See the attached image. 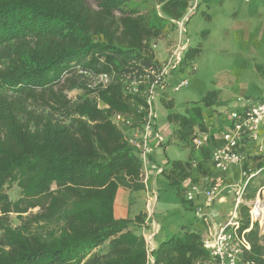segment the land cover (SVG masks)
I'll list each match as a JSON object with an SVG mask.
<instances>
[{
    "label": "trees",
    "instance_id": "obj_1",
    "mask_svg": "<svg viewBox=\"0 0 264 264\" xmlns=\"http://www.w3.org/2000/svg\"><path fill=\"white\" fill-rule=\"evenodd\" d=\"M189 2L0 0V264H149L141 234L146 213L114 217L119 188L146 187L139 158L111 118L119 113L141 125L146 85L129 93L128 76L157 65L153 46ZM198 52L188 48L184 62ZM72 90L80 92L75 99L67 95ZM167 90L158 99L171 137L191 156L169 161L160 174L180 204L192 210L185 183L211 177L216 147L210 137L195 160V129L207 132L203 111L225 104L217 91H208L178 112ZM260 173L264 177V156ZM12 185L15 200L5 191ZM237 220L239 230H247L246 256L264 264V233L256 224L250 228L243 204ZM150 256L152 264L208 259L201 236L189 227L160 242Z\"/></svg>",
    "mask_w": 264,
    "mask_h": 264
},
{
    "label": "crops",
    "instance_id": "obj_2",
    "mask_svg": "<svg viewBox=\"0 0 264 264\" xmlns=\"http://www.w3.org/2000/svg\"><path fill=\"white\" fill-rule=\"evenodd\" d=\"M233 3L234 5L232 6L231 4ZM200 6H203L201 13ZM221 10L222 12H220ZM196 11L200 15L197 13L198 16L196 18L193 17V20L192 17L189 18L186 26L189 48L198 49L199 51L191 60L195 66V71L190 75L189 85H193L195 76L199 71L198 62L206 52L214 53L217 49L220 56L216 59H222V61L219 62L216 59H212L213 82L209 89L203 88V86H206L205 84L201 90L197 87L198 92L197 90L195 92L197 99L184 98L182 101L186 105L199 102L206 92L217 91L220 103L225 104V106L220 105L218 109L219 122L216 132H219L227 125L228 113L232 110L240 109L245 104L243 100L260 102L264 95V0H197ZM219 17L221 18L220 20H218ZM217 21L220 24V31L219 34L215 35L213 25ZM219 40L223 41L221 48H217L220 44V42L217 44ZM164 43L165 41L160 40L156 45V50H161ZM212 43L214 48L209 50ZM179 79L180 76H173L172 81L176 82ZM167 91L172 93L170 90ZM172 99L175 110L176 98L172 97ZM166 113L165 109V120L160 129H157L156 125V129L164 138V142L158 144L151 139L152 152L149 160L152 167L148 168L146 172V190L132 192L125 188H119L113 207L114 217L117 219H132L142 213L141 205L146 203L149 195L151 196L155 193L153 186L158 177L162 176L158 171L165 168L169 161H187L191 156V152L187 147L179 144L175 138L171 137L172 125L167 122ZM214 140L216 141V146L221 144L218 133H214ZM258 147H261V153H264V120L258 127L257 141L252 142L244 139L240 144L239 151L246 156L251 155V152L255 155L258 153L256 152ZM170 148H173V154L169 158L168 150ZM210 171L211 175H214L213 179L221 180L224 187L235 185L238 179L230 177L231 171L239 175L237 166L231 167L227 172L221 174L216 172L210 164ZM231 198L233 199V194L224 191L213 206H208L202 193H199L193 201L194 209L192 210L196 211L199 209L202 211V209H207L209 221L205 222L204 225L200 221L198 228L187 222L186 225H180V228H170V231H166L164 236L162 235V228L154 220L152 214V218L146 227L147 234L152 236V248H156L160 242L179 232L182 226L196 230L202 240L206 239L209 233H215L229 218L222 217V212L225 211V208H229ZM138 204L139 206L137 207ZM197 220L199 219L197 218ZM106 245L107 243L102 245L99 250H104Z\"/></svg>",
    "mask_w": 264,
    "mask_h": 264
},
{
    "label": "built area",
    "instance_id": "obj_3",
    "mask_svg": "<svg viewBox=\"0 0 264 264\" xmlns=\"http://www.w3.org/2000/svg\"><path fill=\"white\" fill-rule=\"evenodd\" d=\"M197 7V0H190L185 14L177 20H171L170 24L173 28V37L167 49L164 51L165 56L159 60L157 58V65L145 68L139 75L132 74L128 76L131 80L130 86L127 88L129 93H136L137 86L140 83H145V106L140 108L144 111V116L140 126L134 124L130 117L119 113L112 115V122L117 128L121 130L128 145L133 149L139 158L142 169V181L146 182L147 169L152 167L149 156L152 152L151 139L158 144L164 142V138L156 129L155 118L156 115L153 110V100L158 98L160 92L163 90H170L172 93L178 92L183 87L189 85V72H185V76L174 83L169 88L167 85L171 82L173 76L180 73L183 69L185 54L189 48L188 38L186 37V25L194 8ZM156 49V46H153ZM195 70L194 68L192 71ZM99 81L107 82V76H99ZM245 104L240 109L232 110L228 113L227 125L218 132L221 144L216 146L210 156V164L212 168L218 173H225L229 168L237 166L241 167L245 161V155L239 151L241 142L248 139L252 142L257 141V131L260 123L264 120V97L260 102H253L251 100H243ZM195 143L200 144V139L195 140ZM161 173V170L158 171ZM245 173H241V179ZM249 178L239 183L224 187L221 180L213 179L211 177H200L197 182L185 183L187 188L185 199L187 201H194L195 197L202 193L205 203L210 206L221 196V193L229 190L235 196L233 212L229 218L219 227L215 233H209L206 239L202 240V246L208 253V259L203 264H259L252 258L246 256L250 251V244L245 237V232L239 230V223L237 220V210L240 204H243V194ZM256 201L252 204V208L248 211L250 228L256 224H262L259 219V214L253 209ZM152 203V196H148L146 200V222L148 223L153 211L150 209ZM198 219L207 222V218L201 216V210H196ZM141 234L145 240L148 263L152 264V257L150 252L153 250L151 245V235L147 234L146 228L143 227Z\"/></svg>",
    "mask_w": 264,
    "mask_h": 264
},
{
    "label": "rangeland",
    "instance_id": "obj_4",
    "mask_svg": "<svg viewBox=\"0 0 264 264\" xmlns=\"http://www.w3.org/2000/svg\"><path fill=\"white\" fill-rule=\"evenodd\" d=\"M91 5L92 2L90 1ZM232 6L234 5L231 4ZM200 13L201 10H203V6H200ZM199 11V10H198ZM198 11H196V7L193 10L192 15L190 18L193 17L196 18L198 15ZM222 12V10L220 11ZM196 14V15H195ZM199 14V13H198ZM200 15V14H199ZM223 17L222 15H218ZM221 18L219 17L218 20ZM192 22V21H191ZM187 26V25H186ZM215 35L219 34L220 31V24L219 21H217L213 25ZM173 37V28L171 25H168L165 29L164 35L161 38L163 41H165L164 46L161 50H157V58L159 60L163 59L165 56L164 51L169 46L171 39ZM220 42L219 46L217 48H221L223 46V41L219 40L217 44ZM210 49L214 48V44H210ZM213 51V50H212ZM214 52V51H213ZM217 52V53H216ZM216 52L212 53L210 51L206 52L205 55L199 60V71L197 72L195 76V81L193 85H189L188 87H183L178 92L170 93L171 98L173 97L175 99V110L178 112H183L186 104L182 101L184 98H195L197 99V94L195 93L196 90L198 92V88H202V86L205 84L206 86H203V88L209 89L211 86L212 81V69L211 63L213 62L212 59L219 58V52L216 49ZM163 53V54H162ZM217 61H222V59H216ZM195 68L191 60H187L183 64V69L179 74H176V77L183 78L185 76V72H189L191 70V73L188 75H192L195 70L192 71V69ZM191 78V76H189ZM173 79V78H172ZM80 92L78 90H72L67 92V95L70 99H75ZM264 95L262 96L261 100H263ZM159 98V97H158ZM158 98H154L153 100V110L156 115L155 121L157 125V129H160V127L164 124L165 120V109L162 106L161 102ZM194 99V100H195ZM252 101V100H251ZM191 104V103H190ZM188 105V104H187ZM219 107H213L212 109L204 110L203 116H204V124L207 128V132L203 133L199 130L195 129V138L194 141H192L193 145V158L195 160L199 159V147L206 144L208 139L211 137L212 139L209 142V144H213L216 141L214 140V133L217 130L218 126V113ZM213 133V134H212ZM200 139L201 143L197 144L195 143V140ZM257 154H253L251 152V155L246 156L245 154V161L239 168V175L238 173H235L234 171H231L230 177L231 178H238L235 184L239 183V181H244L245 179L249 178L245 192L243 194L242 200L243 205L248 208V211L252 208V204L256 201L258 198L259 205L264 207V177H262V173H260V164L262 162V157L264 156V153L262 152V148H257ZM173 154V148H170L168 150V157L170 158ZM183 155V154H182ZM162 171V170H161ZM241 173H245L243 175V178L241 179ZM253 176V177H252ZM211 178H214V175H211ZM249 185V186H248ZM154 194L152 196V203L150 204V209L153 211V218L155 221L158 222L159 226L162 228V235L164 236L166 231H170L169 229L172 227L180 228V225H186V223H190V225L199 227L200 221L201 224L204 225V221L202 219L197 220L196 211L191 210L189 208H186L182 206L177 198V196L174 193V189L170 187L166 181V179L163 176H159L157 181L155 182L154 186ZM6 194L9 196L11 200H15L18 197V190L15 185H12L5 189ZM226 192H229V190H226ZM232 193V192H229ZM233 194V193H232ZM233 199L235 200V196L233 194ZM231 198V203L229 205V208H225V211L222 212V217H229L233 212V206L234 201ZM139 204L137 205V207ZM213 206V205H211ZM141 210L143 212H146V205L145 203L141 205ZM238 213V210H237ZM201 216H204L208 220V214L207 209H202ZM210 218V217H209ZM209 221V220H208ZM11 223L13 225H17L19 222L15 215H11ZM211 223V222H210ZM258 230L263 234L264 233V222L262 224L256 223ZM183 228V226H182ZM182 228L179 230V232L182 231ZM177 232V233H179ZM176 233V234H177Z\"/></svg>",
    "mask_w": 264,
    "mask_h": 264
},
{
    "label": "bare ground",
    "instance_id": "obj_5",
    "mask_svg": "<svg viewBox=\"0 0 264 264\" xmlns=\"http://www.w3.org/2000/svg\"><path fill=\"white\" fill-rule=\"evenodd\" d=\"M253 210L259 214L260 221L264 222V207L259 205L258 200H257V202L255 204V208Z\"/></svg>",
    "mask_w": 264,
    "mask_h": 264
}]
</instances>
